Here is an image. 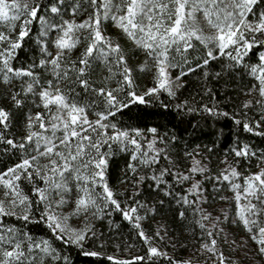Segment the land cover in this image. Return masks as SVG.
I'll return each instance as SVG.
<instances>
[{
    "label": "snow or ice",
    "instance_id": "snow-or-ice-1",
    "mask_svg": "<svg viewBox=\"0 0 264 264\" xmlns=\"http://www.w3.org/2000/svg\"><path fill=\"white\" fill-rule=\"evenodd\" d=\"M0 264H264V0H0Z\"/></svg>",
    "mask_w": 264,
    "mask_h": 264
},
{
    "label": "trees",
    "instance_id": "trees-1",
    "mask_svg": "<svg viewBox=\"0 0 264 264\" xmlns=\"http://www.w3.org/2000/svg\"><path fill=\"white\" fill-rule=\"evenodd\" d=\"M251 139H252V142L254 143V144H260L261 143V139L259 138V137H251ZM227 143V142H226ZM117 219H119V217H117ZM127 229H128V225L126 224V223H124L123 225H122V230L123 231H127Z\"/></svg>",
    "mask_w": 264,
    "mask_h": 264
}]
</instances>
